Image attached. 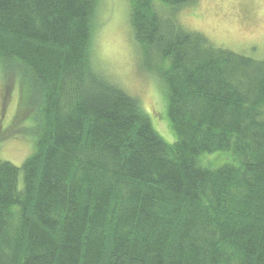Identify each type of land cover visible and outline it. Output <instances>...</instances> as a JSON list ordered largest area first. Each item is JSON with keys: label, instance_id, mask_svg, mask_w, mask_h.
I'll return each mask as SVG.
<instances>
[{"label": "trees", "instance_id": "obj_1", "mask_svg": "<svg viewBox=\"0 0 264 264\" xmlns=\"http://www.w3.org/2000/svg\"><path fill=\"white\" fill-rule=\"evenodd\" d=\"M155 1L130 0L131 28L168 62L174 143L93 65L98 0H0V68L38 132L0 160V264H264V61L181 26L196 0Z\"/></svg>", "mask_w": 264, "mask_h": 264}, {"label": "rangeland", "instance_id": "obj_2", "mask_svg": "<svg viewBox=\"0 0 264 264\" xmlns=\"http://www.w3.org/2000/svg\"><path fill=\"white\" fill-rule=\"evenodd\" d=\"M155 2L164 16L172 14L169 6ZM175 15L181 26L203 34L213 46L264 61V0H196ZM130 18V0H98L90 44L92 63L137 97L159 136L174 143L159 76L168 62L141 49ZM20 104L19 77L14 72L4 74L0 68V160L17 167L35 152L38 140L32 113H20ZM214 157L208 160L219 161Z\"/></svg>", "mask_w": 264, "mask_h": 264}]
</instances>
